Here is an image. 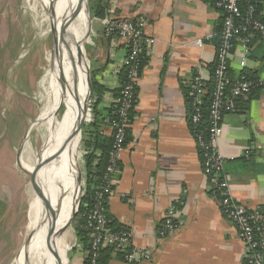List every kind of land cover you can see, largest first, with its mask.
Returning a JSON list of instances; mask_svg holds the SVG:
<instances>
[{
	"label": "crops",
	"instance_id": "1",
	"mask_svg": "<svg viewBox=\"0 0 264 264\" xmlns=\"http://www.w3.org/2000/svg\"><path fill=\"white\" fill-rule=\"evenodd\" d=\"M98 5L104 8V17H92L96 24L91 72L104 87L99 109L113 104L128 53L124 40L104 36L102 20L146 18L145 32L156 39L144 56L129 141L107 200L111 227L129 230L136 247L151 251V261L144 264H243L244 245L238 230L222 213L203 172L184 93V86L189 87L196 75L205 82L212 79L222 10L216 0H91V10ZM198 38L203 39L202 46L196 44ZM250 39L244 67L243 38L234 42L233 79L243 72L264 75V39L253 35ZM88 40L92 41L90 36ZM89 99L87 121L94 117L92 93ZM104 133L112 136V126L105 125ZM218 147L235 198L264 211V90L241 98L238 110L224 116ZM172 205L177 230L160 238L158 227ZM74 222L67 227L73 225L75 234L71 232L68 259L65 255L62 264H84L87 256L78 244ZM117 254L108 263L126 264Z\"/></svg>",
	"mask_w": 264,
	"mask_h": 264
},
{
	"label": "built area",
	"instance_id": "2",
	"mask_svg": "<svg viewBox=\"0 0 264 264\" xmlns=\"http://www.w3.org/2000/svg\"><path fill=\"white\" fill-rule=\"evenodd\" d=\"M255 2V0L217 1V6L223 12L224 21L220 45L217 48V64L213 74L214 88L207 117L206 107L203 105L206 94L205 81L200 75H196L191 82L192 134L203 158V172L208 179L210 189L217 196L226 219L237 228L239 238L244 245L243 264H264V211L250 207L235 198L225 175L226 160L219 152L218 142L223 133L224 116L238 110V102L241 98L252 94L255 90H264V75L256 79L244 75L232 79L229 74L233 43L238 38L239 32L251 28L264 38V23L255 17ZM241 3L246 6L245 22H240L244 16ZM102 24L104 36L111 41L124 40L128 53L122 63V70L126 74L125 82L113 97L117 119L110 123L113 128V146L109 165L94 203L83 213L85 228L89 232L91 242L88 254L91 256V264H109L99 261L100 250L112 247L114 252L124 254L123 260L126 264H144L151 261V251L148 248L136 247L129 230H115L110 226L107 200L113 192L114 175L119 170L121 152L126 146L128 130L133 121L131 112L135 108L143 58L148 49L155 44L156 39L146 34L145 27L148 25V20L143 17L136 20L106 17L102 20ZM196 44L202 46L203 39L198 38ZM249 52V38H244L241 52L243 67L246 65ZM87 153L82 149L81 156L84 157ZM248 153L246 156H249ZM175 211L176 206L172 205L158 227V237L167 238L177 230L174 220Z\"/></svg>",
	"mask_w": 264,
	"mask_h": 264
},
{
	"label": "rangeland",
	"instance_id": "3",
	"mask_svg": "<svg viewBox=\"0 0 264 264\" xmlns=\"http://www.w3.org/2000/svg\"><path fill=\"white\" fill-rule=\"evenodd\" d=\"M56 3L53 0H0V264H21L23 247L34 235L30 230L35 218L31 214L33 202L30 196L34 186L38 188L39 196L36 173L51 163L46 131L40 121L52 83L51 69L60 46L59 42L55 43V52L51 5L55 9ZM86 4L82 46L92 71L96 21L89 15L91 0H86ZM88 92L89 89L82 99L80 116ZM66 108L63 105L58 110L62 124ZM81 151L80 144L77 157L81 171L80 195L61 230L65 233L61 247L67 259L68 242L74 232L73 225L67 227L71 225L75 206L85 187ZM51 238L50 234V242Z\"/></svg>",
	"mask_w": 264,
	"mask_h": 264
},
{
	"label": "bare ground",
	"instance_id": "4",
	"mask_svg": "<svg viewBox=\"0 0 264 264\" xmlns=\"http://www.w3.org/2000/svg\"><path fill=\"white\" fill-rule=\"evenodd\" d=\"M53 1L57 2L55 9L53 4L51 7L54 10L56 44L59 42L60 46L51 69L52 83L40 121L46 131L51 163L36 173L35 180L42 191L39 188L38 196V188L32 187L31 214L35 218L30 230L34 235L23 247L21 264L65 262V250L61 247L65 233L61 230L67 224L81 190V171L77 163L80 135H77V127L81 121L80 105L88 91L89 63L82 46L87 4L86 0ZM63 105L67 108L62 124L58 110Z\"/></svg>",
	"mask_w": 264,
	"mask_h": 264
},
{
	"label": "trees",
	"instance_id": "5",
	"mask_svg": "<svg viewBox=\"0 0 264 264\" xmlns=\"http://www.w3.org/2000/svg\"><path fill=\"white\" fill-rule=\"evenodd\" d=\"M207 1V0H206ZM218 0H216L217 2ZM256 5V15L255 17L264 23V0H255ZM241 8L244 11V16L240 19V22H245L246 18V6L241 3ZM92 17H104V8L101 5L95 6L91 10ZM222 32V31H221ZM221 32L219 31L216 36L217 46L220 45V37ZM257 36L259 38H263L261 34L253 29H248L247 31H241L238 34V37L241 38H249V45H250V37ZM264 39V38H263ZM236 40H234L235 42ZM234 45V43H233ZM144 58L142 65L144 64ZM217 62L211 66L212 71V79L209 82H205L206 94L204 96V107H206V117L208 114V107L210 105V101L212 98V92L214 88V80L213 74L216 68ZM125 71H121L120 76L122 83L125 82L126 74ZM230 74V69H229ZM241 75L247 76L251 79H256L258 77L252 76L247 72H243ZM233 79V78H232ZM91 82H92V99L93 104L92 106V113L94 114L93 120L88 122L84 120L82 132L80 135L79 144H81L82 149L86 150L88 153L83 157L84 162V174H85V187H84V194L79 202V204L75 206L77 207V214L75 216L74 227L76 231L77 241L80 247L87 252V256L85 259L84 264H91V256L88 254V250L90 249V236L88 230H86L85 225L86 221L83 216V213L90 207L96 197L97 191L100 189L101 184L103 183V177L106 172L107 166L109 165L110 159V152L113 146V135L108 136L104 133V126L111 123L112 120L117 119L116 106L113 103L109 109H99L100 101L102 94L104 92V87L97 84L95 78L93 76V72H91ZM189 87L184 86V93L186 97V102L188 105V116H189V125L192 131V124L190 122V116L192 115V103L193 98L191 95V85ZM119 91V90H118ZM85 97L82 115L80 116V120L85 118V109L87 107V103L89 101V95ZM95 99V100H94ZM136 103V101H135ZM89 105V104H88ZM90 108V106H88ZM134 110L131 112V116L133 118ZM129 139L127 136L126 144L128 143ZM120 167V165H119ZM74 209V211H75ZM74 213V212H73ZM109 218V215H108ZM110 220V218H109ZM110 226H112L110 221ZM113 228V227H112ZM115 230H123L118 228H113ZM114 254V250L112 247L102 248L100 250V258L99 261L102 263H108ZM120 258L124 259V254L122 252H118L117 254Z\"/></svg>",
	"mask_w": 264,
	"mask_h": 264
},
{
	"label": "water",
	"instance_id": "6",
	"mask_svg": "<svg viewBox=\"0 0 264 264\" xmlns=\"http://www.w3.org/2000/svg\"><path fill=\"white\" fill-rule=\"evenodd\" d=\"M89 13H90L89 15L92 16V15H91V6H90V11H89ZM91 20H92V18H91ZM91 20H90V21H91ZM55 43H56V38H55V32H54L53 47H54ZM87 85H88V89H89V93H90L89 95L91 96V93H92V82H91V71H90V70L87 71ZM89 100H90V99H89ZM84 120H85V118L82 119V120L80 121V123L78 124V127H77V135H81L82 128H83V124H84ZM79 202H80V200L78 201V204H79ZM78 204H77V205H78ZM76 214H77V207H76V209H75V211H74V213H73V215H72V221H71V222L74 221Z\"/></svg>",
	"mask_w": 264,
	"mask_h": 264
}]
</instances>
